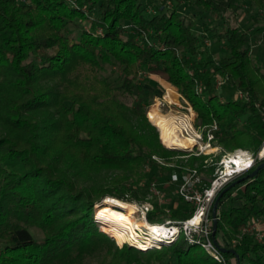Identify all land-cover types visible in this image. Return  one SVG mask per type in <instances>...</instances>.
Listing matches in <instances>:
<instances>
[{
  "label": "trees",
  "instance_id": "trees-1",
  "mask_svg": "<svg viewBox=\"0 0 264 264\" xmlns=\"http://www.w3.org/2000/svg\"><path fill=\"white\" fill-rule=\"evenodd\" d=\"M166 1L146 15L140 0H0V264H90L99 254L106 264H141L143 250L119 248L104 225L98 229L94 204L106 195L144 201L148 183H138L149 163L171 172L163 177L174 186L182 160L172 168L151 157L171 159L184 151L161 143L145 114L151 101L129 106L119 99L117 87L101 74L107 65L121 76L118 89L135 97L145 92L143 72L163 75L197 113V126L217 122L216 143L226 150L257 152L263 145L264 71L250 56L249 33L226 26L224 34L210 36L226 39L227 54L197 60L195 21L181 15L178 4L165 8ZM188 3L223 20L229 14L237 21L241 9L238 0ZM77 20L90 26L80 23L78 36L66 34ZM216 77L246 98L221 100ZM205 158L192 155L187 165L199 161L203 169ZM108 170L115 174L107 182H91ZM179 203L172 216L186 218L188 206ZM250 217L264 218V167L223 193L215 233L219 246L237 251L240 264H264V244L250 234L238 237ZM152 254L158 260L174 255L177 264H220L183 238ZM223 254L227 264H238L234 253Z\"/></svg>",
  "mask_w": 264,
  "mask_h": 264
},
{
  "label": "rangeland",
  "instance_id": "rangeland-1",
  "mask_svg": "<svg viewBox=\"0 0 264 264\" xmlns=\"http://www.w3.org/2000/svg\"><path fill=\"white\" fill-rule=\"evenodd\" d=\"M23 2L27 0H21ZM142 3V6L145 10L146 15H153L157 11V7L161 6V0H140ZM241 9L239 11V17L236 21L234 18H232L231 15L226 14L224 20L220 18V16L213 12H205L201 7L198 6H191L188 3V0H167L165 8H171L173 5L178 4V10L181 15H188L191 17L195 23L196 26L194 28V32L197 33L199 36V53L196 56L197 60L200 61H207V60H218L219 58L225 56L227 54V42L226 39L223 38L222 40L212 38L210 35L215 33H222L224 34L225 27L230 26H238L240 30L247 31L249 33V43L247 45L250 56L254 62H259L261 64V69L264 71V4L262 7L257 6L255 3L248 1V0H238ZM80 23L88 28L90 25L87 23H82L79 20L75 21L74 23L70 24L66 30V34L76 37L80 33ZM208 28L209 30H206ZM257 60V61H256ZM101 74L108 78V81L115 87L116 93L120 100L124 101L129 106H134L137 103H143L145 100H149L152 103L145 109V114L147 116L148 122L152 125H154L158 131L159 139L163 146L166 148H169L162 140L161 132L158 124L155 123V120H153V117H156L158 114L164 117V119L173 124L174 126H177L179 129V132L182 136H184L182 132V124L185 119V116L189 114L188 116H194V119L196 120L197 113L194 111V114L190 113L191 111L188 109V102L185 101L181 94L177 91V89L174 86H171L167 83L163 75L155 72H143L140 75L139 82L143 84L145 87V92L137 97L131 96L130 94L123 93L121 90L118 89V86L121 84V76L118 73H114L113 68L111 66H106L105 70L101 71ZM149 79L151 81H149ZM218 94L220 96L221 100H225L230 97H235L236 92L234 88L232 87L231 83L228 82L223 87L218 88ZM187 102V103H186ZM190 105V104H189ZM147 112V113H146ZM182 123V124H181ZM187 137L188 136H184ZM191 138V137H189ZM193 139V138H192ZM195 142H193L192 146L188 148H174V150H182L184 151H190L193 148V151H197V147H193ZM219 145V144H218ZM215 147V145L212 144V147L206 149V152H212V149ZM223 147V146H222ZM172 149V148H169ZM224 150H226L223 147ZM183 154V152H182ZM181 153H174L173 156H171L173 159H167L165 157H162L159 154H155L157 156L158 160L163 159L165 162H178V160H182V164H188L187 160L190 156L186 159H181ZM220 152H217L216 156L212 159L216 162L217 158L219 157ZM151 160L154 161V163L158 164V161L156 159H153L151 157ZM219 160V158H218ZM152 161V162H153ZM264 161V160H262ZM211 162V161H210ZM196 164H200L199 161H197ZM213 164H208L207 168H210ZM166 167V166H164ZM142 172H145V176H141L139 179V185L143 186L144 184L148 183V186L146 188V196L145 200L147 199L148 195V201L152 202L156 205L154 213H149L148 215V223L150 222H158L163 221L166 219H179L174 218L172 214L174 213V208L178 206L180 200L175 195V191L178 185V181H175V185L172 186L171 181H166L165 177H170L171 172H167V170L162 171L158 170L157 167H155L153 164H148L145 167V170ZM211 173V171H208ZM113 171H103L99 174H96L93 176L91 182L93 183H104L107 182L110 178L114 176ZM208 178V176H207ZM206 178V179H207ZM155 182L157 188H160V194H162V198L164 201L170 200V210L169 212L163 211L162 205H158L156 201H158L156 193L151 192L150 187L151 183ZM132 183V182H130ZM150 183V184H149ZM133 184V183H132ZM163 186V187H162ZM152 188V187H151ZM241 188L237 189L235 196L239 195L241 193ZM111 195L103 196L99 201H97L94 204V211L95 206L97 204H100L104 202L107 206L102 207L99 205L97 208V211L101 209H123L118 206H115L114 204H111L107 202L106 200ZM114 198H117L119 200H122L124 202H127L129 204H133L135 206V209L132 211L133 214L138 210L139 204L142 200L137 199H129L128 197L126 199H120L116 196H112ZM168 200V201H169ZM234 201V200H233ZM228 204V203H227ZM234 204H239V201L235 199ZM159 208H158V207ZM226 206V205H225ZM119 211V210H118ZM123 213L122 211H119ZM124 214V213H123ZM125 215V214H124ZM136 215V214H135ZM152 215L153 219H149V216ZM128 216V215H127ZM96 226L100 231L102 229L100 228V223L93 218ZM143 220H145L143 218ZM104 225V224H103ZM105 226V225H104ZM112 230V229H111ZM118 230V229H117ZM31 231L35 237L41 238L42 232L37 229L36 227H32ZM117 233V231H116ZM115 241V244L121 248L124 245H119L117 240L112 237ZM126 245V244H125ZM156 249L152 250H146L143 254H139L138 256V262L141 264H177L176 263V256L169 255L165 257L162 260H158V257L156 254H152ZM159 250V249H157ZM108 258H106L103 254H99L93 258H91L88 262L90 264H106ZM132 264H135L134 262Z\"/></svg>",
  "mask_w": 264,
  "mask_h": 264
},
{
  "label": "built area",
  "instance_id": "built-area-1",
  "mask_svg": "<svg viewBox=\"0 0 264 264\" xmlns=\"http://www.w3.org/2000/svg\"><path fill=\"white\" fill-rule=\"evenodd\" d=\"M68 2L76 5V0H68ZM224 83V78L216 77V86L218 88ZM202 90L203 86L200 83L197 91L202 92ZM235 97L240 99L246 98V94L239 90L236 92ZM187 106L191 111L190 113L194 114L192 106L189 104ZM188 115L189 114L185 116L183 124L181 123L183 125L182 132L185 136L193 138L195 142L193 147H197V151H193L192 148L190 151H185V155L183 153L180 157L181 159H186L188 156L192 155H205L206 158L202 166L203 169H201L198 164H182V166H177L176 162L169 163L165 162L163 159L158 160L155 154L152 155L153 159L158 161L159 166L172 168L177 166L183 169L175 195L188 206V216L180 219H166L158 222H150L158 229L150 230L147 228H138L135 230V235L127 236V239L121 244L117 242L121 246L126 244L146 251L167 247L176 242L179 238H183L188 245L203 248L215 262L227 264L223 252L213 240V203L218 193L229 182L249 171L257 161L264 160V143L257 152L245 148L224 150L221 145L216 143L217 136L220 132V127L217 122H213L209 126H197L194 116H191V114L190 116ZM262 120L264 121V114ZM212 144L215 145L212 152H206V149L212 147ZM217 152H220V157L219 160L215 162L212 158L216 156ZM171 159L173 158L171 157ZM210 163L213 165L215 164L214 171L211 173L207 170V165ZM151 187V192L156 193L158 198L156 203L165 206L163 207L164 211L169 212V206L172 202L171 198L170 200L168 199L169 201H164L162 194H160V188H157L155 182L151 183ZM148 197L146 200L140 202L138 210L135 212L138 218H144L147 221L149 213L153 212L156 207L154 203L148 201ZM95 215L96 213L94 212V218L100 223L101 228L103 221ZM105 233L114 237L111 233ZM243 234H250L254 236L257 242L264 244V218L250 217L239 228L238 237L240 238ZM236 242L237 240L234 239L232 244H236Z\"/></svg>",
  "mask_w": 264,
  "mask_h": 264
},
{
  "label": "bare ground",
  "instance_id": "bare-ground-1",
  "mask_svg": "<svg viewBox=\"0 0 264 264\" xmlns=\"http://www.w3.org/2000/svg\"><path fill=\"white\" fill-rule=\"evenodd\" d=\"M153 118V120H155V123L158 124L160 128L163 142L169 148H188L192 146L194 140L189 137H184L185 135L182 136L177 126H174L173 124L167 122L160 114ZM106 201L114 204L115 206L123 208L118 210L122 211L125 215L115 209L112 210L106 208L101 209V211H97V208H95V216L103 221L106 232L111 233L120 244L124 242L125 239H127V236L129 237V235H135V230H137L138 228H147L150 230L158 229L151 223L143 220V218H138V216L133 214L132 211L135 209V206L133 204H129L114 197H108ZM104 202L98 204L97 207H99V205L102 207L107 206L106 204H104Z\"/></svg>",
  "mask_w": 264,
  "mask_h": 264
},
{
  "label": "water",
  "instance_id": "water-1",
  "mask_svg": "<svg viewBox=\"0 0 264 264\" xmlns=\"http://www.w3.org/2000/svg\"><path fill=\"white\" fill-rule=\"evenodd\" d=\"M172 149H174V148H172ZM263 167H264V161L261 162L252 172L248 173L247 175H245L244 177L240 178L238 181L232 183L231 185L225 187L221 192L218 193V195L216 196V198L214 200V203H213V207H212V217H213V233H212V235H213V240H214L215 244L220 248V250L223 253H225V252L234 253L236 258H237L238 264H240V257H239V254L237 253V251L235 249L223 248V247L219 246V244L215 240V233H216L217 225H218L217 210H218L219 202H220V199H221V197H222V195H223V193L225 191H227L229 188H231L233 185H235L236 183H238L240 181H243V180H245L247 178L254 177L255 175H257L259 170L262 169Z\"/></svg>",
  "mask_w": 264,
  "mask_h": 264
}]
</instances>
